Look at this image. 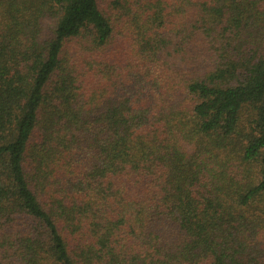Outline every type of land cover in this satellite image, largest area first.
Masks as SVG:
<instances>
[{
    "label": "trees",
    "instance_id": "16d2710c",
    "mask_svg": "<svg viewBox=\"0 0 264 264\" xmlns=\"http://www.w3.org/2000/svg\"><path fill=\"white\" fill-rule=\"evenodd\" d=\"M0 264H264V0H0Z\"/></svg>",
    "mask_w": 264,
    "mask_h": 264
}]
</instances>
